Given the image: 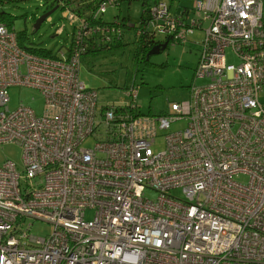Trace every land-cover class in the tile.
Segmentation results:
<instances>
[{
	"label": "built area",
	"instance_id": "built-area-1",
	"mask_svg": "<svg viewBox=\"0 0 264 264\" xmlns=\"http://www.w3.org/2000/svg\"><path fill=\"white\" fill-rule=\"evenodd\" d=\"M134 1L137 23L121 18ZM263 9L264 0L77 2L64 8L71 41L52 57L0 23V146L23 151L22 169L0 165V264H264ZM198 31L195 83L176 113L142 114L136 87L102 104L79 79L84 56L126 38L187 45ZM11 86L38 90L42 114L10 111ZM179 121L186 127L172 130ZM177 188L183 200L169 194ZM35 221L52 232L32 234Z\"/></svg>",
	"mask_w": 264,
	"mask_h": 264
},
{
	"label": "rangeland",
	"instance_id": "rangeland-1",
	"mask_svg": "<svg viewBox=\"0 0 264 264\" xmlns=\"http://www.w3.org/2000/svg\"><path fill=\"white\" fill-rule=\"evenodd\" d=\"M55 0H8L0 3V13L11 15L14 19L12 29L27 48H46L56 52L68 46L73 33V26L67 19L65 10L56 8L39 29H35L37 20L45 13L52 11ZM195 0H182V6H191ZM142 12L139 2L125 3L121 6V18L137 23ZM114 11L109 10L107 20H114ZM130 35V34H129ZM203 38L198 31L189 36L187 45H170L167 49L149 57V63L135 60V45L127 40L123 46L112 50H102L83 57L79 79L89 88L98 92L102 104L120 100L124 92L133 87L137 88V110L142 114L160 115L169 110L176 113L177 105L190 97L193 86L195 69L198 64L197 43ZM228 61L235 58L228 53ZM208 79H199L198 86L205 85ZM10 111H15L20 105H28L38 114H42L44 100L42 94L29 87L11 86L9 88ZM186 127L185 121L174 123L172 130ZM159 144L162 142L158 140ZM93 141L85 142L86 147L93 146ZM157 146L155 149H159ZM6 161H13L19 169L23 166V151L19 145L5 144L0 146V165ZM247 181L243 176L239 180ZM169 194L183 200L181 188L172 189ZM145 196L154 200L157 193L147 190ZM93 213L87 212V219ZM53 230V226L42 221L32 222L31 233L45 237Z\"/></svg>",
	"mask_w": 264,
	"mask_h": 264
},
{
	"label": "trees",
	"instance_id": "trees-1",
	"mask_svg": "<svg viewBox=\"0 0 264 264\" xmlns=\"http://www.w3.org/2000/svg\"><path fill=\"white\" fill-rule=\"evenodd\" d=\"M4 1H8V0H0V3H3ZM87 0H55L54 3L52 4V8H60L61 10H64V8L68 5H77V2H84ZM78 14L80 12V8L76 7L74 9ZM0 23L6 25L7 27H9L10 29H12L13 25H14V19L12 18L11 15H8L6 13H0ZM129 29L132 31V28L129 27ZM19 43L22 47L31 50L34 53L43 55V56H53L52 51L48 50L46 48H27L23 45V43L21 42L22 40H20V38L18 37ZM123 46V43L117 45L116 47H112V48H107L105 50H112L114 48H119ZM170 45H168L167 47H169ZM155 47H151V48H147L144 45L139 44L138 46H136L135 48V60L139 61V62H144L145 64L149 63V57H150V52L154 49ZM167 49V48H166ZM104 50V49H103ZM101 50H97V52H100ZM95 52V53H97Z\"/></svg>",
	"mask_w": 264,
	"mask_h": 264
},
{
	"label": "water",
	"instance_id": "water-1",
	"mask_svg": "<svg viewBox=\"0 0 264 264\" xmlns=\"http://www.w3.org/2000/svg\"><path fill=\"white\" fill-rule=\"evenodd\" d=\"M54 10H56V8L53 9L52 11H50V12L45 13L42 17H40V18L37 20V22H36V24H35V29H36V30L39 29L40 25L45 21V19H46V18H47L52 12H54ZM166 47H167V44H164V45L159 46V47H155V48L150 52L149 55L151 56V55H154V54H159L160 52L164 51V50L166 49Z\"/></svg>",
	"mask_w": 264,
	"mask_h": 264
},
{
	"label": "crops",
	"instance_id": "crops-1",
	"mask_svg": "<svg viewBox=\"0 0 264 264\" xmlns=\"http://www.w3.org/2000/svg\"><path fill=\"white\" fill-rule=\"evenodd\" d=\"M263 17H264V9H263ZM259 100L264 103V89L259 94Z\"/></svg>",
	"mask_w": 264,
	"mask_h": 264
},
{
	"label": "flooded vegetation",
	"instance_id": "flooded-vegetation-1",
	"mask_svg": "<svg viewBox=\"0 0 264 264\" xmlns=\"http://www.w3.org/2000/svg\"><path fill=\"white\" fill-rule=\"evenodd\" d=\"M168 46V45H167ZM166 48H168V47H166Z\"/></svg>",
	"mask_w": 264,
	"mask_h": 264
}]
</instances>
